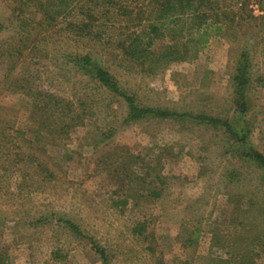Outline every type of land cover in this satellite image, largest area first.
Segmentation results:
<instances>
[{
  "label": "rangeland",
  "instance_id": "374dc122",
  "mask_svg": "<svg viewBox=\"0 0 264 264\" xmlns=\"http://www.w3.org/2000/svg\"><path fill=\"white\" fill-rule=\"evenodd\" d=\"M38 1L0 0V264H103L96 249L108 264H264V169L241 155H264V0H215L223 31L155 66L120 46L154 1L99 8L92 38L69 25L73 8L47 21ZM84 54L139 106L216 117L244 139L190 117L127 121L125 102L75 62Z\"/></svg>",
  "mask_w": 264,
  "mask_h": 264
},
{
  "label": "trees",
  "instance_id": "16d2710c",
  "mask_svg": "<svg viewBox=\"0 0 264 264\" xmlns=\"http://www.w3.org/2000/svg\"><path fill=\"white\" fill-rule=\"evenodd\" d=\"M81 1L82 0H41L36 2L34 6L47 21L56 20V18L61 15H68L73 8L77 14L75 15V19L69 21V25L75 27V31L77 30L80 34L89 36L90 38H92L91 35H96L99 32H93V24L96 23L98 17L107 15L106 11L99 13V8L115 5L118 11L123 9V5L119 2L114 3V0H86L87 2L84 3H81ZM152 1L156 3V7L148 14L146 28L140 29L139 31H132V38L126 46L123 42L120 44L121 50L139 64L144 65L148 62V65L155 66L156 64H161V62L166 64L171 61L183 59L187 54L189 42L196 43L197 48L202 47L211 35H218L223 31L225 16L222 15L223 13H220L218 2L215 0ZM77 6L78 8L76 9ZM237 10L240 13L243 11L242 2H239ZM119 14L129 19L125 11ZM140 18L141 17H138L137 23H135L134 26L140 24ZM165 32L172 39V43L168 44L164 49L160 50V52H158L159 50L152 49L154 40L166 34ZM244 55L245 54L242 53L241 58L243 59L238 63L232 78L234 87L233 102L240 113H244L247 110L245 88L248 83V78L246 77L248 64ZM75 62L82 71L86 72L102 87L120 97L125 102L127 105V121H138L146 118L166 119L190 117L213 126L224 127L232 136H236L237 140H243L245 137V134L241 136L236 135V132L227 121L216 117H210L205 114L192 115L189 113L172 112L167 109L139 106L135 102L134 95L123 90L112 74L105 68L94 63L89 54L81 56L76 55ZM241 155L244 159L252 161L258 167L264 169V155L260 152L254 149L242 150ZM59 220L76 234H82L79 227L72 221L68 219ZM96 250L100 254L103 264H108L106 254L100 249Z\"/></svg>",
  "mask_w": 264,
  "mask_h": 264
}]
</instances>
